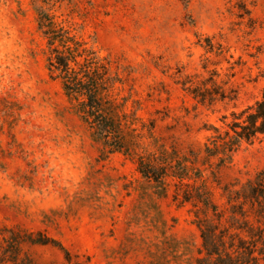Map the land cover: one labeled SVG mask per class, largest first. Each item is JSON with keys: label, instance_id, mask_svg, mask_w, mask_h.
Segmentation results:
<instances>
[{"label": "rangeland", "instance_id": "obj_1", "mask_svg": "<svg viewBox=\"0 0 264 264\" xmlns=\"http://www.w3.org/2000/svg\"><path fill=\"white\" fill-rule=\"evenodd\" d=\"M59 39L80 51L76 67L103 77L133 156L111 152L79 111L85 97L67 94ZM215 86L227 97L209 104L193 92ZM263 88L264 0H0V226L43 230L87 264H197L193 204L174 202V184L164 195L134 157L192 149L201 164L214 127ZM263 168L261 141L221 177ZM31 249L41 262L64 259Z\"/></svg>", "mask_w": 264, "mask_h": 264}, {"label": "trees", "instance_id": "obj_2", "mask_svg": "<svg viewBox=\"0 0 264 264\" xmlns=\"http://www.w3.org/2000/svg\"><path fill=\"white\" fill-rule=\"evenodd\" d=\"M52 39L57 37L48 31ZM57 40V39H56ZM68 55H60L58 63L65 71L64 88L69 96H84L79 109L87 120L102 132L111 152L122 151L133 156L134 139L127 134L126 121L120 115V104L109 98L103 87V77L76 67L80 51L67 40ZM215 84V83H214ZM211 89L193 92L203 103H213L227 95ZM223 125L215 126L204 146L202 166L197 153H183L163 148L156 154L134 157L138 170L160 183L163 194L176 185L173 200L179 206L193 204L195 222L202 237V257L197 264H264V168L246 180L224 182L223 167L230 165L246 146L264 141V88L261 97L241 110L222 118ZM103 130V131H101ZM210 169L211 174L205 175ZM221 188L222 202L215 195ZM52 246L64 253L61 262L39 261L31 247ZM0 264H87L80 254L64 242L43 230L23 226H0Z\"/></svg>", "mask_w": 264, "mask_h": 264}]
</instances>
